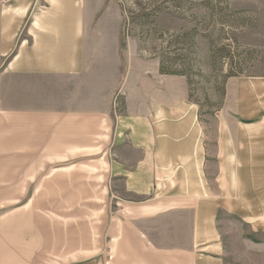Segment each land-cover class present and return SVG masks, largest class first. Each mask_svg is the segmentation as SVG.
Listing matches in <instances>:
<instances>
[{"label":"crops","instance_id":"crops-1","mask_svg":"<svg viewBox=\"0 0 264 264\" xmlns=\"http://www.w3.org/2000/svg\"><path fill=\"white\" fill-rule=\"evenodd\" d=\"M95 3L0 0V190H56L31 186L29 168L100 158L108 188L138 198L117 197L134 215L117 235L124 263L225 264L222 209L264 232V83L233 87L232 117L216 119L210 147L188 87L158 91L137 71L125 77L121 42L107 15L96 20ZM210 160L218 168L213 180ZM31 217L0 226V264L38 257L24 244L36 227ZM36 224L43 234L50 229ZM44 237L39 259L61 250V235ZM14 240L26 247L16 249L20 258L12 256Z\"/></svg>","mask_w":264,"mask_h":264},{"label":"rangeland","instance_id":"rangeland-1","mask_svg":"<svg viewBox=\"0 0 264 264\" xmlns=\"http://www.w3.org/2000/svg\"><path fill=\"white\" fill-rule=\"evenodd\" d=\"M95 10L96 20L109 17V30L121 42L125 77L137 71L142 84L155 82L158 91L188 87L190 99L200 106L210 147L216 141V119L232 117L233 87L264 83V0H98ZM40 162L29 168L37 183L31 186L56 190H0V226L11 218L22 224L35 217L33 233L19 234L28 241V252L38 256L29 264H126L124 240L117 235L122 221L134 215L117 206V197L126 196L108 188L100 158ZM208 173L216 177V160L209 161ZM72 185L85 190L69 189ZM39 220L50 226L45 234ZM217 227L225 264H264V232L223 209ZM50 231L61 235V250L39 259L37 241ZM26 247L14 240L12 256L20 258L16 249Z\"/></svg>","mask_w":264,"mask_h":264}]
</instances>
